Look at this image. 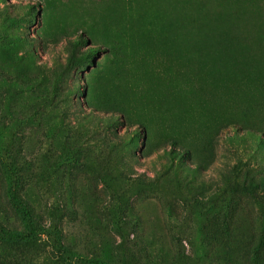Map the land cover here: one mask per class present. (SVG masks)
Masks as SVG:
<instances>
[{
    "label": "rangeland",
    "instance_id": "rangeland-1",
    "mask_svg": "<svg viewBox=\"0 0 264 264\" xmlns=\"http://www.w3.org/2000/svg\"><path fill=\"white\" fill-rule=\"evenodd\" d=\"M9 188L0 264H264V0H0Z\"/></svg>",
    "mask_w": 264,
    "mask_h": 264
},
{
    "label": "trees",
    "instance_id": "trees-1",
    "mask_svg": "<svg viewBox=\"0 0 264 264\" xmlns=\"http://www.w3.org/2000/svg\"><path fill=\"white\" fill-rule=\"evenodd\" d=\"M76 43L81 42V38H75ZM75 47V46H74ZM73 47V48H74ZM93 51L91 49L85 50V54H90ZM8 200L10 202L11 207L14 211L19 215L21 221L24 224V232H19L16 229H11L9 226L0 225V241L2 242H14V241H22L28 240L35 236L36 230V221L28 208L27 204L23 202V200L18 196L16 190L9 188L8 192ZM39 227V226H38ZM264 242V237H261V243ZM58 252L63 253V255L67 254L66 249L59 243ZM76 264H103L95 260H80ZM253 264H258V260L256 257L253 258Z\"/></svg>",
    "mask_w": 264,
    "mask_h": 264
}]
</instances>
